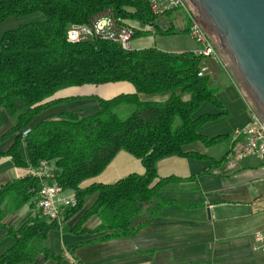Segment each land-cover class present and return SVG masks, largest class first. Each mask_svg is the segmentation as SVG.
I'll list each match as a JSON object with an SVG mask.
<instances>
[{"label": "trees", "instance_id": "1", "mask_svg": "<svg viewBox=\"0 0 264 264\" xmlns=\"http://www.w3.org/2000/svg\"><path fill=\"white\" fill-rule=\"evenodd\" d=\"M107 12L123 17L130 24L152 26L162 36L186 33L160 29L156 24L158 16L152 13L147 0H0V24L12 16H43L6 31L0 38V127L4 123L3 110L10 115L18 113L16 100L27 108L19 114L18 123L0 137L1 145L16 134L7 151L0 148V158L11 156L18 167H35L42 160L54 163L59 169L58 184L64 190H73L79 199L76 208L63 213V222L83 209L87 196L98 194L72 231H86L82 230L83 224L97 215L101 222L93 231H113L99 240L138 232L139 227L131 226L132 219L146 209L168 182L176 179L159 178L161 159L173 155L202 158L203 155L185 152L184 146L195 141L211 146L229 137L210 138L200 132L204 124L227 112L196 116L204 103L223 109L217 97L218 87L209 76L198 75L203 56L197 52H171L157 47L124 50L115 42L99 38L67 41L71 24L91 23ZM147 33L136 28L134 38ZM118 81L131 82L137 92L171 95L161 102L142 101L137 93L111 99L91 96L99 101L97 112L83 117L75 112L62 113L58 119L40 122L22 138V131L45 109L64 100L83 98L44 102L57 91ZM179 89L190 98L180 96ZM128 106L134 109L123 117L121 112ZM23 141L29 162L21 152ZM120 150L141 159L145 173H133L112 184L80 187L84 180L104 171ZM39 190L40 181L31 174L0 186V231L6 230L15 240L0 255V264L34 262L39 253H44L47 259L61 260L42 245L49 231L61 226L40 209L18 227L4 223L8 215L26 205L37 208Z\"/></svg>", "mask_w": 264, "mask_h": 264}, {"label": "crops", "instance_id": "2", "mask_svg": "<svg viewBox=\"0 0 264 264\" xmlns=\"http://www.w3.org/2000/svg\"><path fill=\"white\" fill-rule=\"evenodd\" d=\"M189 22L187 13L180 10L157 17L156 24L160 29L186 32L169 36L171 41L166 39L168 36L155 32L152 26L132 23L135 28L149 32L133 38L132 49L157 47L171 52H196L199 45L189 35ZM207 63L223 109L204 103L196 116L219 114L223 110L227 114L204 124L200 132L210 138L229 137L211 146L201 141L184 146L185 152L203 155L202 158L173 155L158 162L159 178L176 179L168 182L146 209L132 219L131 226L140 228L136 234L99 240L100 236L113 231H93L101 222L97 215L89 217L83 224L82 230L86 231H72L98 198V194L89 195L84 199L83 209L64 221L60 229L50 230L42 243L61 260L47 259L44 253H39L34 262L21 264H264V253L254 251L252 246L253 233L264 229V163L254 155L239 160L230 153L235 131L249 122L248 100L238 79L232 70L223 66L220 56L208 57ZM177 92L185 100L190 98L181 89ZM135 93L142 101H166L171 95L169 92H137L128 81L71 86L57 91L44 102L83 98L58 102L39 113L27 128L58 119L66 112H75L82 117L95 113L100 104L91 96L111 99L120 94ZM16 104L19 111L15 115L3 110L0 137L9 132L18 123L19 114L27 110L19 100ZM15 137L16 134L6 139L0 148L7 151ZM21 152L29 162L25 141ZM29 168L16 166L11 156L0 158V186L25 176ZM55 172L58 174L59 169ZM133 173H145L141 159L120 150L104 171L87 178L80 187L112 184ZM68 191L69 194L73 192ZM37 211L38 208L26 205L8 215L4 223L18 227L34 217ZM14 243L6 230L0 231V255Z\"/></svg>", "mask_w": 264, "mask_h": 264}, {"label": "built area", "instance_id": "3", "mask_svg": "<svg viewBox=\"0 0 264 264\" xmlns=\"http://www.w3.org/2000/svg\"><path fill=\"white\" fill-rule=\"evenodd\" d=\"M152 13L156 16L174 11H185L189 17L188 32L199 45L198 54L203 56L198 75L211 74L207 63L208 57H219L214 35L205 27L204 23L190 8L189 0H147ZM136 28L126 22L123 17L107 12L94 19L91 23L71 24L67 29V41L77 43L99 38L117 43L124 50L132 49V40ZM223 66L228 64L221 57ZM248 100V98H247ZM249 122L235 131L231 144V156L242 160L254 155L264 163V115L248 100ZM30 128L22 131L25 138ZM56 167L49 160H42L38 166L30 167L27 174L37 177L40 181L39 201L37 208L50 220L60 226L63 223V213L79 205L77 194H65V190L56 180ZM254 251L264 253V229L257 230L252 235Z\"/></svg>", "mask_w": 264, "mask_h": 264}, {"label": "water", "instance_id": "4", "mask_svg": "<svg viewBox=\"0 0 264 264\" xmlns=\"http://www.w3.org/2000/svg\"><path fill=\"white\" fill-rule=\"evenodd\" d=\"M264 115V0H190Z\"/></svg>", "mask_w": 264, "mask_h": 264}, {"label": "rangeland", "instance_id": "5", "mask_svg": "<svg viewBox=\"0 0 264 264\" xmlns=\"http://www.w3.org/2000/svg\"><path fill=\"white\" fill-rule=\"evenodd\" d=\"M189 2H190V8L193 10L194 13H197V15L200 17V19L204 23L205 27L210 31L209 27L207 26V24L205 23V21L202 19V17L198 13V11L196 10V8L192 4V2L190 0H189ZM42 18H43V16L41 14H31V15L24 16V17H15V16H12V17L8 18L5 22H3V23L0 24V38L8 30L15 29V28L19 27L22 24H26V23H30V22H35V21L41 20ZM166 39H168V40L171 41L172 38L168 36ZM215 40H216V38H215ZM216 43H217L218 54L220 55V57H222L224 59V62H226L228 64L226 66V68H228V70H232V72L234 73L235 77L238 79L239 84H240V88L244 92L246 98H248V100L251 103H253L255 105V107L261 112V110L258 107L257 103L255 102V100L253 99L252 95L250 94V92L246 88L245 84L241 80L240 76L236 72L235 68L233 67V65L229 61L228 57L224 53L223 49L221 48V46L219 45V43H218L217 40H216ZM133 109H134L133 106H128V107H126L123 110V112H121V115L123 117H127V116L130 115V113L133 111ZM65 194H69V191L66 190L65 191Z\"/></svg>", "mask_w": 264, "mask_h": 264}, {"label": "bare ground", "instance_id": "6", "mask_svg": "<svg viewBox=\"0 0 264 264\" xmlns=\"http://www.w3.org/2000/svg\"><path fill=\"white\" fill-rule=\"evenodd\" d=\"M261 113H262V111H261ZM263 114V113H262Z\"/></svg>", "mask_w": 264, "mask_h": 264}]
</instances>
